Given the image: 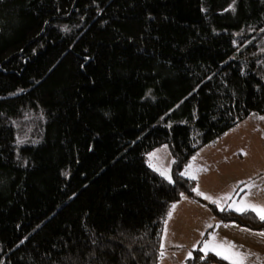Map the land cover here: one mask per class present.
Listing matches in <instances>:
<instances>
[{
    "label": "trees",
    "instance_id": "1",
    "mask_svg": "<svg viewBox=\"0 0 264 264\" xmlns=\"http://www.w3.org/2000/svg\"><path fill=\"white\" fill-rule=\"evenodd\" d=\"M253 113L264 0H0V264H160L172 205L205 203L180 173Z\"/></svg>",
    "mask_w": 264,
    "mask_h": 264
},
{
    "label": "crops",
    "instance_id": "2",
    "mask_svg": "<svg viewBox=\"0 0 264 264\" xmlns=\"http://www.w3.org/2000/svg\"><path fill=\"white\" fill-rule=\"evenodd\" d=\"M252 136L238 137L244 148H234L229 143L226 146L213 145L216 148L206 150L210 147L208 145L193 157L195 159H191L190 171L196 176L197 188L204 194L197 195L205 203L185 196L173 204L175 208L171 207L169 212L172 215L167 216L164 226L160 264H187L191 258L189 253L192 256L195 249L200 250L204 242L211 241L213 237L216 242L227 241L235 245L234 250L245 257L243 264H264V236L259 235L264 230L253 231L236 222L221 221L208 206L212 203L219 209L237 212L229 207L233 201L239 203L241 199H246L264 205V172L259 173L255 165L245 161L248 156L255 157V150H247L246 140L253 141ZM225 137L231 142L230 136ZM186 170L187 167L183 172ZM252 184L256 187H249ZM205 196L210 199H205ZM225 261L231 264L229 260Z\"/></svg>",
    "mask_w": 264,
    "mask_h": 264
},
{
    "label": "rangeland",
    "instance_id": "3",
    "mask_svg": "<svg viewBox=\"0 0 264 264\" xmlns=\"http://www.w3.org/2000/svg\"><path fill=\"white\" fill-rule=\"evenodd\" d=\"M255 38L257 37L255 36L254 39H251L247 44H250L253 40H255ZM261 117L263 116L257 113L251 114L246 119L242 120L233 128L228 130L224 134V136L219 138L217 141L212 142L210 144V147H208L206 150H209L211 148H216V147H212L213 145L226 146L229 143H231L234 148H244L242 141H240L238 137L246 134H252L253 136L251 137V139L253 141H251L250 139L246 140L248 147L247 150L248 149L255 150L256 151L255 157L248 156L245 158V161L249 160L248 164L252 163L251 165H255L259 173H261V171L264 172V119H261ZM225 136H230L232 139L231 142H228L227 141L228 137ZM153 153H155L154 156L150 155ZM173 160H174L173 156L167 144H164L150 151L147 155V162L149 166L153 170L158 172L160 175H161V171H164L166 175H162V176L170 182H172L171 167L173 164ZM157 169H160V171H158ZM167 175L171 176V180L167 178Z\"/></svg>",
    "mask_w": 264,
    "mask_h": 264
},
{
    "label": "snow or ice",
    "instance_id": "4",
    "mask_svg": "<svg viewBox=\"0 0 264 264\" xmlns=\"http://www.w3.org/2000/svg\"><path fill=\"white\" fill-rule=\"evenodd\" d=\"M261 119H264V117H261ZM155 155V153L150 154ZM195 159V158H193ZM192 168V165L189 164L187 166V169L185 172L180 173L182 176H189L191 179L195 180L196 176L192 174L190 171ZM160 171V169H157ZM161 175H166L164 171H161ZM167 178L171 180V176L167 175ZM249 187H256L255 184L249 185ZM196 191L199 195H204L202 192L199 191L198 188L193 189ZM205 199H210V197L205 196ZM216 203H219L216 201ZM230 208H234L237 212H254L256 215L261 219L264 220V205H258L255 203H251L247 201L246 199H241L239 203L233 201L231 205H229ZM172 208H175V205H172ZM223 210V209H222ZM169 217L172 215L171 212L168 213ZM259 235L264 236V232L259 233ZM235 245H232L228 243L227 241H220L216 242V238L213 237L211 241H205L203 244V248L200 249L201 252H203L205 255L204 257H201L202 259L206 258L208 253L212 252L217 256H220L222 259L229 260L231 264H243V261L245 259L244 255L240 253L239 251H235ZM189 256L191 257V253H189Z\"/></svg>",
    "mask_w": 264,
    "mask_h": 264
}]
</instances>
